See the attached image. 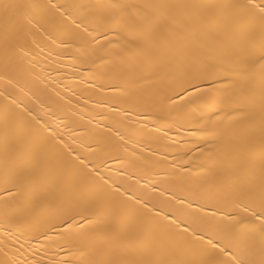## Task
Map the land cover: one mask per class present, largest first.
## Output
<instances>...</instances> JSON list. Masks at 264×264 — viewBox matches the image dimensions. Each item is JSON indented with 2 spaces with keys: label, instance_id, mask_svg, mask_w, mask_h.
Instances as JSON below:
<instances>
[{
  "label": "bare ground",
  "instance_id": "6f19581e",
  "mask_svg": "<svg viewBox=\"0 0 264 264\" xmlns=\"http://www.w3.org/2000/svg\"><path fill=\"white\" fill-rule=\"evenodd\" d=\"M14 2L35 7L23 10L32 23L22 41L6 40L0 22V196L5 195L6 175L20 177L22 187V197L7 209L0 201V260L86 264L100 258L109 232L120 231L136 234L156 258H191L180 250L175 226H166L174 208H186L191 192L211 189L222 198L230 196L217 183L223 174L218 161H227L232 139L246 133L245 122L231 117L246 107L247 96L259 98L261 70L246 66L243 50L250 34L235 10L145 6L230 5L242 0ZM145 15L173 17L169 28L179 35L168 29L153 31L142 19ZM259 39L257 31V46ZM193 57L200 63L193 65ZM201 63L211 75L199 82L203 93L189 88L195 94L189 98L180 87L183 72L199 69ZM237 72L250 73L244 93L228 87L230 80L238 79ZM36 120L73 155L88 157L89 167L95 164L120 192L111 200L96 194L102 209L99 231H86L71 245L59 241L50 247L41 246L51 242L39 236L20 249L25 239L21 230L47 222L43 204L69 199L76 183L59 156L61 151L66 156L63 146L51 137L45 142L33 135L32 128L40 127ZM173 195L185 204L170 200ZM165 213L169 220L163 218ZM222 216L217 213L218 220ZM253 223L259 258L260 221ZM58 231L51 228L49 234ZM33 246L39 248L35 255Z\"/></svg>",
  "mask_w": 264,
  "mask_h": 264
},
{
  "label": "snow or ice",
  "instance_id": "6c2138e0",
  "mask_svg": "<svg viewBox=\"0 0 264 264\" xmlns=\"http://www.w3.org/2000/svg\"><path fill=\"white\" fill-rule=\"evenodd\" d=\"M27 7L35 6L24 5L14 0H0V22H2L6 40L9 38L14 42L23 40L27 25L32 23L23 11ZM53 7L56 6L53 5ZM113 7L123 6L114 5ZM145 7L235 10L238 19L247 25L250 34L249 43L243 50V59L246 66L260 68L261 90L258 99L254 93L247 96L246 107L240 111L239 116L231 117L233 120H243L247 130L243 137L232 139L227 161H218L223 174L217 177V183L220 187L226 188L230 196L222 198L217 191L211 189L204 192H191L189 193L191 199L187 202L186 208H174L172 211L173 218L166 227L175 226L178 231L174 232V236L180 242V250L190 254L191 258H156L157 253L149 249L136 234L131 231H120L109 232L103 241L104 251L100 258L89 260L86 264H264V0H242L240 3L230 5H146ZM142 19L153 31L168 29L172 35H179L169 28L168 22L170 20L175 22L173 17L145 15ZM257 31L260 38L258 46L255 42ZM19 50L23 51L22 45ZM191 63L193 65L200 63L199 58L193 57ZM210 75L211 73L202 63L199 69L190 67L183 72L184 80L180 87L183 92H189V88H194L196 94L203 93L205 90L200 87L199 82L208 79ZM235 75L238 79L230 80L228 87L244 93L250 80V73L237 72ZM207 91L211 92L213 89ZM194 96V93L189 92V98ZM24 112L31 116L27 109H24ZM33 119L35 120V117ZM217 119L222 120L224 117L218 116ZM36 124L40 127L32 128L35 137L45 142L51 137L57 145L63 146L66 156L63 151L59 153V156L69 173L76 178V183L72 187L73 195L69 199L43 204L47 222L38 226L30 224L28 228L21 230L20 234L25 239L20 249H23L24 244L30 243L33 238L38 239L39 236L51 242L41 246L50 247L57 246L59 241L71 245L86 231H99L102 224V209L96 200V194H103L105 200H111L115 198L116 193L120 192L115 185H109V181L96 170L95 164L89 167L92 161L88 160V157H82L80 154L73 155V151L62 140L56 138L55 133L47 126L41 125L39 120H36ZM53 148H55L54 145ZM4 185L2 191L5 195L0 196V201L7 209L10 202L22 197L20 177L13 178L6 175ZM121 195L125 194L121 193ZM170 200H175L181 205L185 204L183 198L175 195ZM201 201L204 202L201 203ZM122 203L127 204V201ZM194 203L197 205L195 209H193ZM206 208L211 211L206 212ZM225 208H231L232 211L224 212ZM153 210L149 209V211ZM218 212L223 213L219 220ZM241 213H246L247 216H242ZM156 215L159 216L160 212ZM163 218L169 220V215L165 213ZM255 219L260 221L259 258H257L254 244L257 232L253 223ZM33 228L38 234L35 237ZM51 228L59 229L56 236L49 234ZM26 232L27 235H25ZM38 251L39 248L33 246V255ZM0 264H27V262L0 260ZM31 264H40V262L33 260ZM51 264H75V262L59 260Z\"/></svg>",
  "mask_w": 264,
  "mask_h": 264
}]
</instances>
